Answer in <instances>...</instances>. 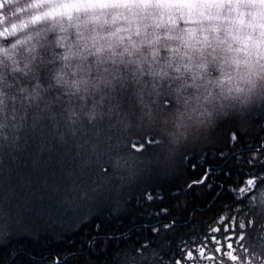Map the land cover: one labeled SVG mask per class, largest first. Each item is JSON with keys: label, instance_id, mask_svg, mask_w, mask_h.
<instances>
[{"label": "clouds", "instance_id": "1", "mask_svg": "<svg viewBox=\"0 0 264 264\" xmlns=\"http://www.w3.org/2000/svg\"><path fill=\"white\" fill-rule=\"evenodd\" d=\"M226 121L237 145L264 130V0H0V221L37 175L61 205L111 211L186 153L221 147ZM260 144L211 225L235 229L191 264H264Z\"/></svg>", "mask_w": 264, "mask_h": 264}, {"label": "trees", "instance_id": "2", "mask_svg": "<svg viewBox=\"0 0 264 264\" xmlns=\"http://www.w3.org/2000/svg\"><path fill=\"white\" fill-rule=\"evenodd\" d=\"M235 131L226 133L219 148L186 153L171 176L145 185L140 193H129L111 211L90 205L86 217H77L74 226H63L59 221L40 228L48 224L40 221L37 212L49 210L48 218H53L56 209L62 210L66 204L56 208L57 198L40 185L37 175L34 183L21 185L17 192L8 217L15 218V225L4 227L0 234L4 238L0 264H112L121 248L145 242L161 249L174 264L183 260L182 253L207 244L211 223L221 206L231 200V188L253 174L239 157L261 147L264 130L241 136L238 145L229 139ZM207 169L214 173L215 184L210 183ZM33 193L39 197L30 199ZM41 218L47 220L46 216ZM15 226L19 227L17 232Z\"/></svg>", "mask_w": 264, "mask_h": 264}, {"label": "rangeland", "instance_id": "3", "mask_svg": "<svg viewBox=\"0 0 264 264\" xmlns=\"http://www.w3.org/2000/svg\"><path fill=\"white\" fill-rule=\"evenodd\" d=\"M230 130H236L235 124L233 122H231V121H226V122L222 123L218 127L217 132H216V135L219 137L220 143H222L223 138L225 137L226 133L229 132ZM192 152L196 153L197 151H192ZM173 173L167 175L166 177L155 176V177L150 178V179H148L146 181H143L141 183H138L137 185H135L134 187H132L131 189H129L124 194L122 200H117L116 202H114L111 205V209H113L114 207H117L119 204L123 203V201L125 200L126 196L129 193H131L133 191H137V192L140 193L143 190V187L145 185H148V184H158L163 179L171 176ZM27 195L29 196V193ZM33 195H35V193L30 194V199L32 197L33 198H35V197L38 198L39 197V195H37V194L35 196H33ZM64 205H62V206L64 207ZM90 205H96L97 208H99V209L101 208L100 210L107 209V208L109 209V205H107V204H101V203H94V204H88V205H85V204H82V203H71V204H66V207L64 209H62L63 207H61V204L57 200V205H56L57 207L56 208L65 210L63 217L61 218L62 210H58L57 211V209H56V213H55V215H54L53 218H51V217L48 218L49 210H46L45 212H42V213H40V212L38 213L37 212V217L40 218V221H44V223L47 222L45 224H48L47 227L45 226V227H40V228H49L50 227V224H52L53 226H55V225H57V223H59V221L62 222L63 226H67L70 223L72 224V226H74L77 223V217L79 219H83V218L86 217L87 211H88ZM43 216H46L47 220L41 218ZM2 222H3L2 223L3 226L2 227L0 226V234H2V233L5 232V228L4 227H9V228L14 227V225H15V218L14 219H10V220L8 218L6 222L5 221H2ZM18 228H19L18 226L17 227L15 226V232L18 231ZM21 234H27V233L26 232H21Z\"/></svg>", "mask_w": 264, "mask_h": 264}, {"label": "snow or ice", "instance_id": "4", "mask_svg": "<svg viewBox=\"0 0 264 264\" xmlns=\"http://www.w3.org/2000/svg\"><path fill=\"white\" fill-rule=\"evenodd\" d=\"M238 139L236 134H233L231 137L232 141H236ZM151 143V139L148 141ZM134 150H141L139 146L134 145ZM221 158H223V153H221ZM248 185H253L254 180L248 179L246 181ZM241 195H243L244 189L241 188ZM228 225V220L225 219L222 223H219L214 229H211L212 236L210 238V242L212 244H215L217 242V235L221 232H224L227 234L229 231H233L236 227L235 222H233L232 226L230 228H227L226 226ZM231 239V238H230ZM148 244H141L139 246H136L135 248L123 250L119 252V255L117 257L119 264H153V261L155 259V253H149ZM229 249L232 248V244L228 245ZM139 249V250H137ZM217 252H221L222 249L220 247L216 248ZM199 256L201 259L207 257V259L211 260L213 259L212 256H207V249L205 247V244H202L200 247H197L195 251H186L184 253L183 260L187 261H193L196 256ZM235 257H233L234 259ZM183 260H176L175 264H183Z\"/></svg>", "mask_w": 264, "mask_h": 264}, {"label": "flooded vegetation", "instance_id": "5", "mask_svg": "<svg viewBox=\"0 0 264 264\" xmlns=\"http://www.w3.org/2000/svg\"><path fill=\"white\" fill-rule=\"evenodd\" d=\"M206 173H207V175L210 177V183L211 184H215V178H214V176H213V174L214 173H212L209 169H207L206 170ZM204 180H205V176H203L202 178H201V182H204ZM242 184V182L240 183V185ZM212 224V223H211ZM208 232H210L211 233V228L209 229V231ZM217 235V237L219 238V235L220 234H216ZM224 235H227V234H224ZM211 236H212V233H211V235L209 236V239H208V241H207V244L210 246V247H213L214 245H212L211 244V242H210V238H211ZM185 253V252H184ZM184 253H182L181 254V256H183L184 257ZM183 264H191V261H187V260H183Z\"/></svg>", "mask_w": 264, "mask_h": 264}]
</instances>
